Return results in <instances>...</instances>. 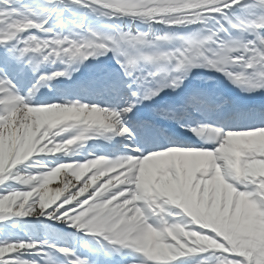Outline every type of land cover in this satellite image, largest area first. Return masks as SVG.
<instances>
[{"label":"snow or ice","instance_id":"obj_1","mask_svg":"<svg viewBox=\"0 0 264 264\" xmlns=\"http://www.w3.org/2000/svg\"><path fill=\"white\" fill-rule=\"evenodd\" d=\"M0 264H264V0H0Z\"/></svg>","mask_w":264,"mask_h":264},{"label":"bare ground","instance_id":"obj_2","mask_svg":"<svg viewBox=\"0 0 264 264\" xmlns=\"http://www.w3.org/2000/svg\"><path fill=\"white\" fill-rule=\"evenodd\" d=\"M73 183H75V180L73 178ZM58 186H61L62 185L58 182V184L56 186H49L50 188L54 189ZM50 226V229L51 231L53 232H57V235L63 237V238H69V237H72V231L71 230H68L66 227L62 226V225H59V224H53L51 222H45V225L44 227L47 228ZM64 233V234H62ZM66 233V234H65ZM73 240H75L74 237H72Z\"/></svg>","mask_w":264,"mask_h":264},{"label":"rangeland","instance_id":"obj_3","mask_svg":"<svg viewBox=\"0 0 264 264\" xmlns=\"http://www.w3.org/2000/svg\"><path fill=\"white\" fill-rule=\"evenodd\" d=\"M63 176H64V173H62L61 176L56 181L51 183L49 186H56L58 184V182L60 181V179H63Z\"/></svg>","mask_w":264,"mask_h":264}]
</instances>
